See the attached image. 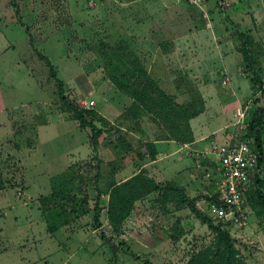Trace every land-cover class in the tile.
Wrapping results in <instances>:
<instances>
[{
  "label": "rangeland",
  "instance_id": "1",
  "mask_svg": "<svg viewBox=\"0 0 264 264\" xmlns=\"http://www.w3.org/2000/svg\"><path fill=\"white\" fill-rule=\"evenodd\" d=\"M213 31H229L234 48L243 57L248 51L251 58H244L240 73L222 72L215 79L198 69L202 52L215 46ZM199 32L209 35L204 43L196 38ZM177 46L181 61L169 64L163 84L182 87L178 102L201 112V87L218 83L232 115L224 112L218 119L213 113L210 127L221 136L227 132V143L253 142L235 113L242 107L249 127L264 108V0H206L201 6L179 0H101L93 6L88 0H0V210L7 213L0 214V251L7 247L0 264H188L214 243L209 224L165 181L160 191L136 202L119 229L107 223L110 189L123 183L116 181L118 171L125 169L130 181L145 170L155 184L158 167L149 155L141 157L145 144L174 141L163 118L127 111L131 96L114 77L133 76L136 83L142 69L159 84L153 72L158 57ZM42 56L51 60L62 87ZM254 76L262 84L254 86ZM91 100L95 105L89 108ZM74 106L102 133L82 128ZM260 131L264 145V116ZM219 134L216 146L223 144ZM204 164L188 159L185 176L197 184L188 196L208 214L216 187L205 178L212 165ZM62 190L67 193L58 196ZM53 194V207H63L67 218L51 234L38 207ZM262 209L256 196L248 198V223L229 228L246 264H264Z\"/></svg>",
  "mask_w": 264,
  "mask_h": 264
},
{
  "label": "trees",
  "instance_id": "2",
  "mask_svg": "<svg viewBox=\"0 0 264 264\" xmlns=\"http://www.w3.org/2000/svg\"><path fill=\"white\" fill-rule=\"evenodd\" d=\"M244 58L250 59L248 51L244 52ZM42 59L47 62L51 68L52 76L56 79L57 83L62 87V81L58 78L56 71L51 60L47 56H42ZM141 79L136 83L132 81L133 76H124L123 78L114 77V83L116 86L125 92H127L132 98L133 103L128 108V112L135 115H152L154 118L161 117L171 124L172 129L169 130L171 140H174L178 144L190 143L194 140L193 130L190 125V120L199 114L190 108V105L179 103L175 95L165 91L147 72L142 69H138ZM251 82L254 86L256 84H262L256 76L251 77ZM62 89V88H61ZM74 110L77 114V120L82 128L91 127L93 135L97 136L102 133L96 124L91 121L88 122L85 119L86 111L79 106H74ZM94 114V112H89ZM264 108L260 110V114L253 120L252 124L247 126L250 132V137H255L252 142L254 147L260 152V167L264 168V145L262 143L260 126L263 123ZM95 139V137H93ZM245 140H251L249 138ZM96 146V141L94 142ZM147 154L151 159H156L159 153V149L155 142H147L145 144ZM131 146L129 147V149ZM117 149V148H116ZM146 154H142L141 157H145ZM213 165V164H212ZM139 176L133 178L130 181H126L120 184H114L109 192V203L107 207V223L112 227L119 229L122 224L132 215L136 202L140 200L143 195L151 194L152 192H158L162 186L158 182L152 184L150 180H146V171L141 170ZM261 175L256 178L255 186L251 189L248 198L256 196L261 202L264 213V182L261 179ZM152 184V187L150 186ZM166 187L169 190L177 191L180 195V199L183 202H188L191 205L196 215L201 218L204 223H208L213 232L215 233V240L212 245L204 248L196 253L189 260L188 264H246L243 258L240 256L236 249L232 234L229 230L231 226L229 224H223L222 222L216 224L208 214H203L195 206L194 199L190 198L185 189L177 186L173 182H166ZM149 185V186H148ZM57 192L58 196H62L64 191ZM63 192V193H62ZM65 192L64 194H66ZM62 194V195H61ZM63 200H68L69 197H62ZM54 194L52 196L42 197V209L47 223L48 231L54 234L61 227L64 226V219H66L67 212L63 207H53ZM215 199V195L210 196L208 199L212 201ZM60 208V209H58ZM95 220L101 225L100 213L101 210L96 204L95 206Z\"/></svg>",
  "mask_w": 264,
  "mask_h": 264
},
{
  "label": "crops",
  "instance_id": "3",
  "mask_svg": "<svg viewBox=\"0 0 264 264\" xmlns=\"http://www.w3.org/2000/svg\"><path fill=\"white\" fill-rule=\"evenodd\" d=\"M199 35H200V39L202 40L201 43H204L205 41L203 40H206L207 37H209V35L206 34L205 32H201V33L199 32V34L196 35V38L199 37ZM213 35L214 37H213L212 45L214 42L215 46L214 45L213 47L210 46L206 51L202 52V55L200 56L199 61L197 62L199 66L198 69H201L202 67L203 71L205 72L208 71L209 74L213 76V78L215 77L218 78V76L222 72H225V73L231 72L233 73L232 76L235 75L236 71L237 73L238 72L240 73L241 68L245 65V62H244L245 59L243 55L234 48L236 47V45L234 44V41L231 40L230 42V40H228L231 38L230 32L225 31V33L221 34V31L219 32L213 31ZM180 39L184 41V39L186 38L181 37ZM219 41H221L222 43ZM177 44H179V42H177ZM206 44H209V43L206 42ZM170 50H171L170 52L164 53L162 55L160 54V56H162L161 58L160 56L158 57L159 59L158 64L160 66H156L153 72L155 73V76L158 79L162 80V81L161 80L159 81L160 82L159 85L162 88L165 86L171 87L170 91H167V92L175 96L181 97L185 92L182 87H178L174 83H172V85L171 83L167 84L168 82H166V85L165 83L163 84V80H165L164 78L169 73V64H171L172 61H175L176 63L178 62L180 63L181 61L180 60V56H181L180 48L178 46L175 47V49L173 50H176V52L175 51L172 52V49ZM225 51H231V52L228 53ZM236 62L238 63L236 64ZM249 68H250V65H249ZM235 79H238L237 75ZM227 82H230V81L227 80ZM233 89L234 91L236 90L235 87ZM221 92H222V89L219 87L218 83H208L207 85H203L201 87V93L203 94V97H204L205 108L201 112H199L198 115H196L190 120V125L193 130V134H194V140L192 142L185 143V144H178L175 141H167V142H159L157 144L159 153L156 156V159L152 162L154 165L158 167V170H153L154 174L153 175L151 174V175L154 176V178L156 179L158 183H161L162 181L173 182L177 186L184 188L187 195L191 196L189 194L190 192L189 188L190 186L194 187L197 184H195L194 182H191L192 180L190 179V176L188 178L187 176H185L186 172L188 171L187 160L193 159L195 161V164L197 163L200 164V162H203L202 164L203 166L205 165L204 164L205 162L206 163L208 162V164L212 165L216 161V159L213 156L215 155L213 153V149L216 147L215 140H216V136L219 134L217 132L219 128L218 129L211 128L210 119L213 118V113L216 114V117L218 119H220V117L224 115V112H228L230 113V115H232L231 110L227 111L228 106H227V103L224 102V99L221 96ZM236 92L238 93L237 90ZM215 95L217 96V98L213 99V96ZM132 102H133V98L128 97L127 105L128 106L131 105ZM231 105L233 107L234 104H231ZM123 111L124 109L120 112V114ZM225 118H227V116L224 117V119ZM49 124L50 123H48L47 125ZM218 137H220L223 140L222 143H227V141H229L230 139L229 138L230 135H228L227 132L225 133V131L223 132V136L219 134ZM124 176H125V169H121L116 174V181L124 182L128 178H130V176H128L127 178H124ZM183 177H185L186 179L185 178L183 179ZM188 183H191V184L188 185ZM46 195H49V194H46ZM38 210H40L41 218L44 221L45 216H44V212L41 206L38 207ZM0 214H4L3 217H6L7 215V213L4 212L3 210H0ZM44 222L46 223V221ZM46 227H47V223H46ZM6 251H7V247L4 246L3 250L0 251V255L5 254Z\"/></svg>",
  "mask_w": 264,
  "mask_h": 264
},
{
  "label": "built area",
  "instance_id": "4",
  "mask_svg": "<svg viewBox=\"0 0 264 264\" xmlns=\"http://www.w3.org/2000/svg\"><path fill=\"white\" fill-rule=\"evenodd\" d=\"M90 5L101 0H88ZM201 6L206 0H179ZM89 108L95 105L91 100L85 104ZM235 117L241 121L242 128L246 112L242 107L236 110ZM217 160L205 170V178L215 183V199L208 202L207 213L214 223L244 226L248 223V197L255 186L256 178L261 175L260 152L250 140L228 142L213 149ZM200 162L198 167H203Z\"/></svg>",
  "mask_w": 264,
  "mask_h": 264
}]
</instances>
